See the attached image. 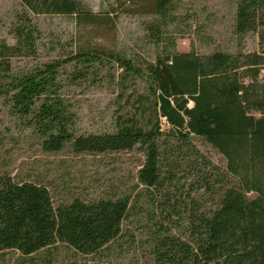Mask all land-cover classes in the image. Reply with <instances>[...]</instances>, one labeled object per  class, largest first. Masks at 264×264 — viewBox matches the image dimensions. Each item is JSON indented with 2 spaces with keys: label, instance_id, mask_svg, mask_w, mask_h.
<instances>
[{
  "label": "trees",
  "instance_id": "obj_1",
  "mask_svg": "<svg viewBox=\"0 0 264 264\" xmlns=\"http://www.w3.org/2000/svg\"><path fill=\"white\" fill-rule=\"evenodd\" d=\"M170 2L154 0L153 12L165 16ZM235 2L233 31L257 34L253 52L173 48L149 59L77 45L16 69L12 57L37 55L32 14H66L77 24L97 19L82 0H19L8 29L15 41H0V97L9 113L44 151L137 149L143 162L133 194L56 206L44 185L0 173V252L31 257L64 244L97 254L122 235L145 197L154 264H264V0ZM100 74L114 94V116L105 130L81 132L66 88ZM191 136L219 152L225 166Z\"/></svg>",
  "mask_w": 264,
  "mask_h": 264
},
{
  "label": "rangeland",
  "instance_id": "obj_2",
  "mask_svg": "<svg viewBox=\"0 0 264 264\" xmlns=\"http://www.w3.org/2000/svg\"><path fill=\"white\" fill-rule=\"evenodd\" d=\"M82 1L97 15L94 23L77 24L73 16L66 14H32L40 31L37 55L12 57V67L23 68L62 55L77 45L122 50L149 59L161 50L173 48L236 53L253 52L258 47L255 32L239 37L233 31L235 0H171L162 17L153 12L154 0ZM19 8V0H0V41L14 43L8 29ZM66 70H70L69 65ZM101 74L66 88L81 132L102 131L112 122L114 94ZM161 127L168 129L165 124ZM190 140L212 163L225 166L224 157L204 140L197 136ZM142 162L143 154L137 149L97 154L74 153L69 147L44 151L31 130L9 113L0 97V173L44 185L54 206L73 197L94 200L133 194ZM147 206V199L142 197L136 210L124 220L122 235L97 254L82 255L64 244L31 257L7 249L0 252V264H154L146 237L150 226Z\"/></svg>",
  "mask_w": 264,
  "mask_h": 264
}]
</instances>
